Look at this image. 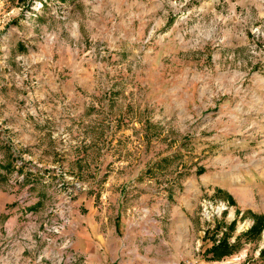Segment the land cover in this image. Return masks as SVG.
I'll return each instance as SVG.
<instances>
[{
    "label": "rangeland",
    "instance_id": "374dc122",
    "mask_svg": "<svg viewBox=\"0 0 264 264\" xmlns=\"http://www.w3.org/2000/svg\"><path fill=\"white\" fill-rule=\"evenodd\" d=\"M204 199L231 211L197 256L264 264V229L247 236L264 222V0H0V264H86L67 247L81 201L116 263L155 258L160 212L167 263L181 217L192 240L208 227ZM232 224L235 253L209 262Z\"/></svg>",
    "mask_w": 264,
    "mask_h": 264
},
{
    "label": "crops",
    "instance_id": "0c3cea01",
    "mask_svg": "<svg viewBox=\"0 0 264 264\" xmlns=\"http://www.w3.org/2000/svg\"><path fill=\"white\" fill-rule=\"evenodd\" d=\"M226 193V196H228V198L232 196V193L229 190H227ZM79 205L83 206L85 209H89V211L86 215L82 214L81 211L78 212V218L75 220V230L74 232H72L71 236L73 239V246L75 247L76 251H79L80 253L84 254V256H86V264H180L183 260H181L182 258L178 260V256L180 257L181 254L185 256V259H187V261L191 260L195 264H208V261L205 259L204 255L197 256V253L198 251H200V247L202 246V236L200 234L201 232H198L196 240L195 238H193L192 240L188 236H186V230L189 233L191 230L194 232L193 225H189L191 224V222L188 216L181 217V222H177L174 227V231L177 232L178 236L174 241V246L172 247V251L169 256L170 261L165 263L161 259L163 254L164 242L162 240L163 226L160 222V218H157L160 217V212L154 214V225L152 226L153 232L149 230V232L154 235V238L151 241H153L152 244H154L155 247V258L150 257L152 247H144V250H141L140 247H138L136 249V253L134 254L136 261H127L126 259H123V261L116 263V259L119 257L120 250L123 246H119L117 244V240L111 242L113 239L112 232L108 234L107 237L103 233H101L100 224L98 223L95 211L93 210V208H90L92 204H89L88 202L84 203L83 201H81ZM241 213L243 214L242 216ZM179 214L180 213L178 210L174 211V215ZM239 216L241 218L244 217V219L249 218L248 216H246L244 211L240 212ZM251 219L252 217H250V221ZM251 222V224L253 225V221ZM10 223L11 226H14L16 222L13 218H11ZM239 231L240 230H238L237 232L240 233ZM239 235L240 234L235 235L234 238L237 240L238 237L240 238ZM200 244L201 246H199ZM16 261H18L17 264H30L29 262L31 261V259L16 257ZM209 262L216 263V261L210 260ZM32 264L51 263L34 262Z\"/></svg>",
    "mask_w": 264,
    "mask_h": 264
},
{
    "label": "trees",
    "instance_id": "16d2710c",
    "mask_svg": "<svg viewBox=\"0 0 264 264\" xmlns=\"http://www.w3.org/2000/svg\"><path fill=\"white\" fill-rule=\"evenodd\" d=\"M65 1L67 0H61V2H65ZM203 171L204 169L200 170L201 173H203ZM234 229H235V224H232L230 226V234L226 235L225 238L219 244L213 245L210 249L206 251L208 255H211L210 257L211 261H220L223 258L232 256L235 253L240 238L238 237L233 244L229 242V238L231 237V234ZM263 229H264V222H262L261 219H258L251 227V229L247 232V236L259 237ZM262 253H264V250L262 251Z\"/></svg>",
    "mask_w": 264,
    "mask_h": 264
},
{
    "label": "built area",
    "instance_id": "2783aa9c",
    "mask_svg": "<svg viewBox=\"0 0 264 264\" xmlns=\"http://www.w3.org/2000/svg\"><path fill=\"white\" fill-rule=\"evenodd\" d=\"M230 211H231L230 205L224 201L204 199L201 203L200 215H201L202 222L208 224V227L207 228L202 227L201 236H206L208 231L210 230V227H212L211 226L212 223L216 219H221L225 214H228L229 216ZM221 234L222 233L215 236V240H217V242H220ZM72 244L73 243L68 242L67 247L71 246ZM199 246H201V244ZM184 264H195V263L186 260L184 261Z\"/></svg>",
    "mask_w": 264,
    "mask_h": 264
}]
</instances>
